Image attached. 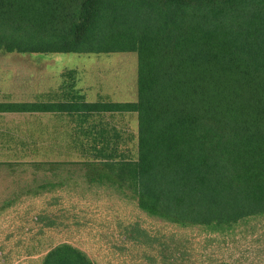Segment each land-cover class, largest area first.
Returning <instances> with one entry per match:
<instances>
[{
	"label": "trees",
	"instance_id": "trees-1",
	"mask_svg": "<svg viewBox=\"0 0 264 264\" xmlns=\"http://www.w3.org/2000/svg\"><path fill=\"white\" fill-rule=\"evenodd\" d=\"M124 53L138 56L135 102L88 101L72 70L36 102L0 103L54 120L0 133V164L42 174L28 195L51 196L29 256L97 264L44 240L107 222L109 264H239L207 255L264 242V0H0V54Z\"/></svg>",
	"mask_w": 264,
	"mask_h": 264
},
{
	"label": "rangeland",
	"instance_id": "rangeland-1",
	"mask_svg": "<svg viewBox=\"0 0 264 264\" xmlns=\"http://www.w3.org/2000/svg\"><path fill=\"white\" fill-rule=\"evenodd\" d=\"M72 70L77 73V88L90 102L109 98L113 102L126 103L135 102L138 98V56L133 53L50 56L0 54V103L36 102L45 93L57 90L63 81L62 74ZM49 117L0 115V133L11 132L16 136V140L21 128L26 130L36 129L40 125L52 126L54 120ZM129 121L130 128L137 132L136 116L130 117ZM2 160L4 158H0V162ZM44 178L45 176L36 175L30 168L16 165L12 169L0 164V264H36L33 260H39L40 257L36 255L33 258L29 256L30 249H27L31 248V216L36 211L43 210L50 202L51 196L44 194L34 197L28 195V189L41 184ZM86 188L80 180L79 190ZM100 193L102 194L98 200L89 197V200L85 201L93 203L94 211L98 208L104 210L105 204L109 202L107 194L110 192ZM94 197L97 199V196ZM117 197L112 194L111 199L115 202ZM84 199L86 198H76V203ZM110 203L113 206V202ZM58 214L60 215L59 212ZM105 223L96 225L95 229L89 226L77 231L73 229L71 232L64 231L63 227L48 234L44 244L68 241L84 250L97 264H109V261L112 262V256L102 238L108 235L109 226H104ZM238 232L240 233V230ZM259 233H262V230H259ZM195 236L200 238L197 231ZM253 239L256 240V237L241 241L238 239L236 250L213 252L212 255L209 253L208 263H211L213 258H234L239 264H264V251H260L264 250V242L255 243ZM247 248L254 249L247 251Z\"/></svg>",
	"mask_w": 264,
	"mask_h": 264
}]
</instances>
